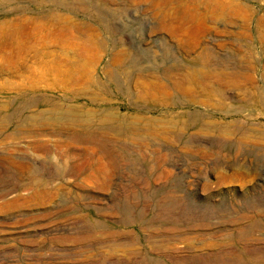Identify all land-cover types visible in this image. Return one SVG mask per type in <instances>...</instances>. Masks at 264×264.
<instances>
[{"label":"rangeland","instance_id":"obj_1","mask_svg":"<svg viewBox=\"0 0 264 264\" xmlns=\"http://www.w3.org/2000/svg\"><path fill=\"white\" fill-rule=\"evenodd\" d=\"M0 264H264V0H0Z\"/></svg>","mask_w":264,"mask_h":264},{"label":"bare ground","instance_id":"obj_2","mask_svg":"<svg viewBox=\"0 0 264 264\" xmlns=\"http://www.w3.org/2000/svg\"><path fill=\"white\" fill-rule=\"evenodd\" d=\"M162 75L163 77L168 78L172 82L174 88H178L184 94H192L193 93V91L191 90L192 86L201 83L202 84L205 83V85H208L210 81L224 82L233 85V87L240 85L239 81L236 79L238 76L237 72H231L228 74L226 72V69H218L211 72L208 71L204 65H197L195 69H186L184 67L182 68L170 67L163 70ZM153 88L162 89L165 92H169V90L166 88L162 80H157V81L151 80V81L142 82L139 85V91H140L139 103H147L150 101V97H151L150 92Z\"/></svg>","mask_w":264,"mask_h":264}]
</instances>
